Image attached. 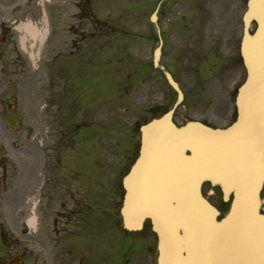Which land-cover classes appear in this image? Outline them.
<instances>
[{
  "label": "rangeland",
  "instance_id": "1",
  "mask_svg": "<svg viewBox=\"0 0 264 264\" xmlns=\"http://www.w3.org/2000/svg\"><path fill=\"white\" fill-rule=\"evenodd\" d=\"M159 1L48 0L41 5L40 0H0V37H7L6 44H1L0 48L7 52L6 61L11 64L8 78L19 79L22 84L18 87V94L9 85H5L6 91L0 89V102L6 101L7 106L9 102L19 100L15 110L32 113L34 101L39 96L34 83L42 73L48 92L53 90V103L59 107L68 138L76 135L65 159L72 169L70 177L81 179L86 187L90 183V191L96 188L94 182L98 179L116 176H112L111 171L119 173L121 169L122 172V166L129 164L136 153L135 143L141 125L162 115L175 101V91L162 72L152 65L159 29L164 40L161 63L171 68L185 92V100L177 109L175 121L181 125L199 119L218 126L228 123L231 117L233 106L229 107L231 99L225 87L234 79L230 80L232 76L227 75L228 81L224 79L226 84L223 86L214 78L216 75L209 74L216 73L228 60L233 61L232 50L226 49L224 39L229 38L233 45L239 41L243 30L242 14L246 8L244 0H168L160 7L155 24L151 16ZM44 13L50 16L52 31L41 56L34 63L22 47L21 33L15 26L27 20L40 22ZM26 45L29 50L31 42L27 41ZM34 50L36 52V48ZM230 73L239 75L242 72L229 70ZM49 97L52 98L47 93L43 95L44 106ZM7 112L8 108L1 113ZM81 120L88 125L83 127ZM94 125L101 132V138L103 132L108 133L111 148H108V161L120 158L121 168L114 165L109 169L106 149L100 144ZM27 174L13 185V191L21 193L26 190ZM27 188V196L19 200L17 195L10 200L7 218L0 220V225L5 223L4 228L14 242L7 250L1 243L0 252H11L12 257L23 256L16 239L25 240L21 226L31 215L33 203L30 195L35 193V186ZM211 198L222 202L218 191ZM223 204L225 208L226 204ZM106 225V264H123L124 253L144 249L145 239L126 238L116 228H110V220ZM90 231L96 234L89 233L85 242L91 244L93 239L98 242V224L92 222ZM68 235V231L60 234L62 245L57 254L73 259V253L68 252ZM29 236L34 238L36 234ZM147 238L154 242V235H147ZM75 241L79 239L75 238ZM26 256L38 257L40 262L50 264V259L57 255L52 254L51 248L48 251L39 248L29 251ZM130 258L133 259L132 255Z\"/></svg>",
  "mask_w": 264,
  "mask_h": 264
},
{
  "label": "water",
  "instance_id": "2",
  "mask_svg": "<svg viewBox=\"0 0 264 264\" xmlns=\"http://www.w3.org/2000/svg\"><path fill=\"white\" fill-rule=\"evenodd\" d=\"M156 13L152 20L156 21ZM255 20L254 35L249 27ZM161 46L155 52L159 65ZM243 56L248 79L240 89L237 121L215 130L200 122L178 127L174 107L143 126L140 156L125 177V226L146 218L159 235L160 264H264V0H250L245 15ZM189 151V153H188ZM205 180L221 186L230 208L221 212L201 191ZM5 243L9 240L5 236Z\"/></svg>",
  "mask_w": 264,
  "mask_h": 264
},
{
  "label": "flooded vegetation",
  "instance_id": "3",
  "mask_svg": "<svg viewBox=\"0 0 264 264\" xmlns=\"http://www.w3.org/2000/svg\"><path fill=\"white\" fill-rule=\"evenodd\" d=\"M2 38V41H5ZM6 51L0 50V78L7 81L9 76L10 63L2 58L6 57ZM10 81L11 79L8 78ZM14 80V79H12ZM36 84H43L42 76ZM42 89V88H40ZM35 95V93H32ZM42 95V94H41ZM3 102H0V107H3ZM8 115L0 116V217L8 213L10 200L19 195L21 200L23 196H27L29 186H35V193L39 196L42 211L47 213L45 218L39 219L38 235L34 236L33 241L40 246L45 244L48 234L53 228V232L59 235L60 232L66 228L65 225L78 224L84 231L89 230L92 222L97 223L99 227V245H98V261L100 264H106L108 258V237L106 234L107 221L110 220V228H116L124 236L125 233L121 226V217L118 210L120 198L123 197V183L122 179H117L114 183L108 185L103 182L94 183L96 188L89 190L92 186L90 183L88 187L81 179L69 177L70 167L65 168V171L60 172V141H59V114L53 109V106L42 110L39 104H36L34 111L29 116V121H26L27 127L18 131H11L6 123ZM70 138L65 143H70ZM37 168V171L35 170ZM28 172V174H27ZM26 177V190L17 193L18 190L13 191V185L18 184L19 179ZM39 175V178H38ZM98 187V189H97ZM213 185L206 183L204 191L208 192ZM109 199L111 209L109 215L106 213L100 215L92 214L82 208H90L92 204L106 201ZM41 211V212H42ZM101 212V210H98ZM77 213V215H76ZM76 215V216H75ZM74 226V225H73ZM72 226V228H73ZM96 233L90 231V235ZM46 236L43 241L42 236ZM126 238L129 237L126 234ZM132 239L135 238L131 236ZM56 240L53 239L52 243ZM27 249V243H23ZM55 248V247H53ZM27 253V252H25ZM5 255L8 252L4 253ZM133 259L131 260L130 255ZM5 255H0V259H4ZM6 258V257H5ZM29 260L25 259L24 264H42L39 259H35L33 263H26ZM75 259H72L74 261ZM85 258L80 259V264H83ZM96 261V257L94 259ZM123 264H156L154 244L147 242L144 249L137 251H127L124 253Z\"/></svg>",
  "mask_w": 264,
  "mask_h": 264
},
{
  "label": "bare ground",
  "instance_id": "4",
  "mask_svg": "<svg viewBox=\"0 0 264 264\" xmlns=\"http://www.w3.org/2000/svg\"><path fill=\"white\" fill-rule=\"evenodd\" d=\"M41 0L40 2L42 3ZM16 29L21 33L20 42L24 49L28 50L26 45L27 41L31 42L29 46V55L34 63L40 57L43 46L47 40L49 28L47 22V16L44 15L40 22H33L31 20L20 22ZM36 48V52L35 49ZM35 201L34 199L32 200ZM28 224L31 228H36V215L33 214L28 220Z\"/></svg>",
  "mask_w": 264,
  "mask_h": 264
}]
</instances>
